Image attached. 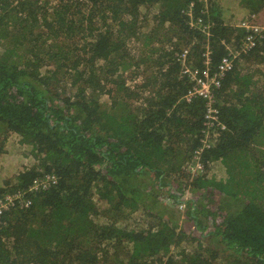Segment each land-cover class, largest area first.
Segmentation results:
<instances>
[{"label":"trees","instance_id":"1","mask_svg":"<svg viewBox=\"0 0 264 264\" xmlns=\"http://www.w3.org/2000/svg\"><path fill=\"white\" fill-rule=\"evenodd\" d=\"M239 5L233 25L221 0H0V155L13 134L33 159L0 173V198L31 199L0 214V264H264V23L216 89L225 128L203 170L183 169L205 101L185 99L175 53L200 72L208 48L214 71L264 0ZM44 173L56 182L29 191Z\"/></svg>","mask_w":264,"mask_h":264},{"label":"built area","instance_id":"2","mask_svg":"<svg viewBox=\"0 0 264 264\" xmlns=\"http://www.w3.org/2000/svg\"><path fill=\"white\" fill-rule=\"evenodd\" d=\"M204 5L207 4L209 0H198ZM193 5V2H190V6ZM191 8V7H190ZM190 18H192L191 11L186 12ZM192 27L200 29L202 33H206L209 36L208 25L200 24V20L197 21L191 20ZM244 30V36L240 40V48L232 50L230 46L227 47V54L224 55L220 62L217 64V67L214 71H211L210 67V56L209 49L207 48L204 52V69L199 72L198 68L191 67L187 61L188 47L182 48L178 53H175L176 60L180 63V69L182 75H187L190 80L193 81L192 86L185 95L187 101L191 100L194 97H201L205 101V113L203 119V135L201 136L200 145L193 151L194 157L192 163L189 165V172L195 173L203 170V166L198 161L199 153L210 147L211 137L213 141L216 140V137L219 135V128L224 129L225 125L221 123L219 119V108L215 106V93L216 89L221 86V81L225 77V74L232 69L234 64V59L241 55V53L248 52V49L255 45V40L261 37L260 30L263 29V26L256 23L253 18L241 21L238 25ZM257 39V40H258ZM193 160H195V165H193ZM188 171V165L183 167ZM56 177L53 173H44L39 177H36L33 180L29 191L39 192L49 189L52 184L56 182ZM31 205V199L23 197V194L19 191H16L13 194H5L0 198V214L3 211L11 208H27Z\"/></svg>","mask_w":264,"mask_h":264},{"label":"rangeland","instance_id":"3","mask_svg":"<svg viewBox=\"0 0 264 264\" xmlns=\"http://www.w3.org/2000/svg\"><path fill=\"white\" fill-rule=\"evenodd\" d=\"M222 7H224L223 4H222ZM242 17H244V16L240 15L239 19H241ZM237 19H238V17H235L231 21H235ZM258 24L261 25L262 23H258ZM133 44L137 45L136 42L130 43V45L134 47ZM141 81H142V74L140 73L137 76L136 82L140 83ZM131 84H133V83H131ZM106 98H107L106 96L103 97V100H106ZM14 136L15 135L11 134L9 137V140L6 143V148L8 150L6 155H0V173L3 172L4 174H7V175L10 174L11 171H17L20 168L27 166L33 162L32 155L30 154L29 148L26 146H20L17 143V141L15 139H13ZM15 138H16V136H15ZM193 157H194V153L191 154V157L188 159V162H185L188 165V171L186 170L188 173L190 171L189 165L192 163L191 161H192ZM186 164L184 165L185 167H186ZM208 174L213 175L216 178H224L225 177V172H224L222 165H220L219 167L213 166L211 168V170L208 171ZM190 175L192 176V174H190ZM2 178L4 179L6 177H2ZM0 182H1V178H0ZM169 189L170 188H168V187L163 188V193L160 195V198L162 200L167 196V192H169ZM188 197L189 196L187 194H185V199H183V202ZM177 200H179V199H177ZM176 209L178 211L179 218H180L178 223L181 224L184 221V219H183L184 212L188 209L187 200L183 204L177 205ZM144 218H145L144 215H141L140 213H134L129 218L128 222H126V224L140 226L141 224H144V220H143Z\"/></svg>","mask_w":264,"mask_h":264},{"label":"crops","instance_id":"4","mask_svg":"<svg viewBox=\"0 0 264 264\" xmlns=\"http://www.w3.org/2000/svg\"><path fill=\"white\" fill-rule=\"evenodd\" d=\"M221 3L224 6L223 10L228 18L233 20L235 17H238L237 20L230 24L235 25L240 20L239 16L244 15L246 13V10H244L239 5V0H221ZM252 18L258 23H264V9L261 10L258 14L252 16Z\"/></svg>","mask_w":264,"mask_h":264}]
</instances>
